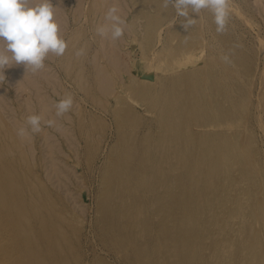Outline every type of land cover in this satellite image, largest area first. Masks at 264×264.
<instances>
[{
  "label": "rangeland",
  "instance_id": "374dc122",
  "mask_svg": "<svg viewBox=\"0 0 264 264\" xmlns=\"http://www.w3.org/2000/svg\"><path fill=\"white\" fill-rule=\"evenodd\" d=\"M51 3L64 55L0 83V184L16 189L0 207V264H233L239 242H264V0H228L223 34L207 9H189L185 30L163 0ZM113 3L128 22L115 42L96 31ZM164 191L179 206L163 229Z\"/></svg>",
  "mask_w": 264,
  "mask_h": 264
},
{
  "label": "clouds",
  "instance_id": "9594fccd",
  "mask_svg": "<svg viewBox=\"0 0 264 264\" xmlns=\"http://www.w3.org/2000/svg\"><path fill=\"white\" fill-rule=\"evenodd\" d=\"M171 6L177 17L185 18L183 28L187 30L196 23L189 18V9L199 14L201 10H209L213 15L216 32L223 34L227 31L230 18L228 0H163L162 7ZM60 7L54 6L51 0H0V83L6 79L5 69L26 62L25 67L33 73L44 68L46 54L52 53L59 57L64 55L68 43L60 34V25L56 12ZM105 23L98 26L96 31L102 37L113 42L121 39L128 22L122 14V9L113 3L105 14ZM84 54L80 49L77 56ZM225 63L231 64L228 56H223ZM73 99L67 96L55 103L56 116H63L71 110ZM41 117L30 115L27 124L32 126V132L38 133ZM51 126L52 121H48ZM18 135H26L25 129H18Z\"/></svg>",
  "mask_w": 264,
  "mask_h": 264
},
{
  "label": "bare ground",
  "instance_id": "6f19581e",
  "mask_svg": "<svg viewBox=\"0 0 264 264\" xmlns=\"http://www.w3.org/2000/svg\"><path fill=\"white\" fill-rule=\"evenodd\" d=\"M106 81V80H105ZM109 81V83L111 84V82H110V80H108ZM172 85L173 86H175L176 85V83L175 82H173L172 83ZM104 86V85H103ZM107 87L109 88V86H108V83H107ZM178 98V94H175V95H172L171 97H169L167 100V102H166V108H167V112H166V114L165 115H167L169 118L171 117L174 121H177V119H178V113H179V111H178V113L176 112V111H172L171 110V108H172V106H173V104H174V102L176 101V99ZM212 121H213V119H211V117H210V120H208L207 122V124L209 125H211V123H212ZM174 136L175 137H177V136H179V133L177 132V131H174ZM244 136V135H243ZM19 137V136H18ZM19 138H22V137H19ZM243 138V137H242ZM245 138H246V136H245ZM17 140V139H16ZM243 140H244V138H243ZM22 141V140H21ZM242 141V140H241ZM26 143H27V141H26ZM20 144V143H19ZM29 149V148H28ZM234 153H236V152H234ZM151 157V156H150ZM234 157V156H233ZM237 159V158H236ZM238 160V159H237ZM152 161V160H151ZM154 164V163H153ZM219 164V163H218ZM134 165V164H133ZM155 165V164H154ZM249 165V164H248ZM218 167V166H217ZM132 169H133V167H132ZM147 169V168H146ZM152 171H153V169H151ZM143 171H144V168H143ZM147 171H150V169L149 170H147ZM146 171V172H147ZM207 171V170H206ZM205 171V172H206ZM162 174V173H161ZM7 177L6 175H3L1 172H0V177ZM167 176H168V174H167ZM168 179H170V178H168ZM172 179V178H171ZM170 179V180H171ZM8 181V180H7ZM7 181H3L2 182V184H0V207H2V206H4V207H6V208H9V209H13L12 207H11V204L7 201V200H5V198H7V195H9V193H12L13 191L15 192L16 191V189L14 190L13 189V187L14 186H12L11 184H9ZM23 181V180H22ZM155 181V180H154ZM168 181V180H167ZM20 182V181H19ZM152 182V181H151ZM234 182V181H233ZM108 183V182H107ZM154 183V182H153ZM22 184V183H21ZM152 184V183H151ZM153 185V184H152ZM164 186V185H163ZM165 188H166V186H165ZM167 189V188H166ZM166 189H165V191H166ZM130 190V189H129ZM153 190V189H152ZM158 190V189H157ZM164 190V189H163ZM162 190V191H163ZM167 190H169V189H167ZM122 191V190H121ZM155 191V190H154ZM164 191V192H165ZM13 192V193H14ZM123 192H124V190H123ZM159 192H160V190H159ZM22 193H23V191H22ZM161 193V192H160ZM167 192H165L164 194H162V195H159V197H157L155 200H156V203H157V205H159L158 207H159V211H160V213L161 214H163L164 212L163 211H165V210H167L165 213H167V212H169V210H170V206L173 208V206H174V203H173V205H172V203H171V201L172 200H170V198H171V196H167V194H166ZM153 194V193H152ZM159 194V193H158ZM123 195V194H122ZM148 195V194H147ZM154 195V194H153ZM169 195V194H168ZM132 198V197H131ZM125 200V199H124ZM32 201H36V200H32ZM149 201H147V203H148ZM153 202V201H152ZM234 202V201H233ZM30 203V202H29ZM29 203H27V204H29ZM34 203V202H33ZM145 204V203H144ZM175 204H177L178 206H179V202L177 203H175ZM43 205V204H42ZM41 205V206H42ZM146 205V204H145ZM156 205V206H157ZM155 206V207H156ZM154 207V208H155ZM30 208V207H29ZM105 208V207H104ZM238 208V207H237ZM5 209V208H4ZM128 209V208H127ZM158 208H156V210H157ZM155 210V209H154ZM173 210V209H172ZM17 212H19V210L17 209V211H16V213ZM30 212V211H29ZM33 213H34V211H33ZM102 213V212H101ZM164 213V217H162V218H164V219H162L161 218V222H162V225H161V227H163V229L165 228V224H167V222H166V220L168 221L169 220V218H170V215H172V214H169V215H166ZM37 214V213H36ZM35 214V215H36ZM103 214V213H102ZM118 214V213H117ZM160 214V215H161ZM223 214V213H222ZM128 215V214H127ZM38 216H40V214L38 215ZM36 217V216H35ZM45 217V216H44ZM34 218V217H33ZM38 218V217H37ZM54 218V217H53ZM115 218V217H114ZM25 219H27V218H25ZM36 219V218H35ZM49 219V218H48ZM32 220V219H31ZM159 220V219H158ZM39 221V220H38ZM123 221V220H122ZM121 221V222H122ZM130 221V220H129ZM128 221V222H129ZM156 221V220H155ZM219 221H221V220H219ZM159 222H160V220H159ZM24 224V223H23ZM45 224H47V223H45ZM130 225V224H129ZM260 226V225H259ZM259 226L258 227H256L257 229H259ZM105 227H107V226H105ZM114 227V226H113ZM159 227H160V225H159ZM254 227V226H253ZM261 227V226H260ZM40 228V227H39ZM104 228V227H103ZM108 228V227H107ZM134 229V228H133ZM138 229V228H137ZM162 229V230H163ZM106 230H108V229H106ZM241 230V229H240ZM261 230V229H260ZM210 231V230H209ZM253 231H255L254 230V228H253ZM60 232H61V230H60ZM109 232V231H108ZM262 232V231H261ZM254 233H256V232H254ZM254 233H252V235L254 234ZM257 234V233H256ZM260 234V233H259ZM153 235V234H152ZM155 235V234H154ZM250 235V234H249ZM258 235V234H257ZM31 236V235H30ZM52 236V235H51ZM260 236H262V234L261 235H259L258 237H260ZM263 236H264V234H263ZM262 236V237H263ZM168 237V236H167ZM247 237V236H246ZM249 237H251V236H249ZM261 237V238H262ZM254 238H256V236L254 237ZM199 239V238H198ZM62 241V240H61ZM162 241V240H161ZM198 241H200V240H198ZM253 241V240H252ZM189 242H191V240L189 241ZM216 242V241H215ZM262 242V241H261ZM158 244H160L159 242H158ZM239 245L237 246V248L238 247H240L239 248V251L241 252V254H242V258H239L238 259V257H237V259L238 260H236L233 264H264V242H262V243H258V242H256L255 241V239H254V242H252L251 243V245L248 247V246H246L247 244H246V242H244V244L243 245H241L240 246V242L238 243ZM236 246V245H235ZM158 247V246H157ZM215 248H220V245H216L215 246ZM250 248V249H249ZM31 251V250H30ZM246 251H249V252H246ZM146 254H147V252H146ZM139 256H140V254H139ZM143 256V255H142ZM147 257V256H146ZM145 257V258H146ZM142 258H140V260H141ZM184 259H185V257H184ZM143 262V261H142ZM146 262H148L147 261V259H146ZM204 262H206V261H204ZM140 264V263H139ZM144 264H146V263H144ZM148 264V263H147Z\"/></svg>",
  "mask_w": 264,
  "mask_h": 264
}]
</instances>
